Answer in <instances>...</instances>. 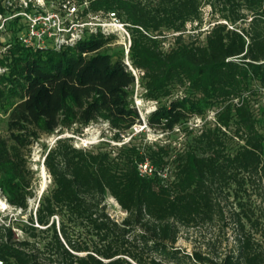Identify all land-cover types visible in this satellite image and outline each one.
<instances>
[{
  "label": "trees",
  "instance_id": "16d2710c",
  "mask_svg": "<svg viewBox=\"0 0 264 264\" xmlns=\"http://www.w3.org/2000/svg\"><path fill=\"white\" fill-rule=\"evenodd\" d=\"M9 1L0 0V192L28 223L0 224L4 264H264V209L252 200L264 201V117L254 102L264 91V0H75L88 2L84 16L115 11L132 25L137 75L101 30L61 50L23 45L26 23L9 18L17 10ZM204 5L216 19L204 39L186 36L189 23L201 28ZM137 82L158 103L146 119L134 104ZM192 117L202 124L183 127L179 148L138 141L140 132L90 148L57 138L43 160L52 187L28 211L29 154L44 135H81L103 120L123 141L136 124L169 132ZM147 161L155 169L141 174ZM108 195L126 213L121 221ZM215 223L234 227L233 251L216 258L175 247L181 228Z\"/></svg>",
  "mask_w": 264,
  "mask_h": 264
},
{
  "label": "rangeland",
  "instance_id": "374dc122",
  "mask_svg": "<svg viewBox=\"0 0 264 264\" xmlns=\"http://www.w3.org/2000/svg\"><path fill=\"white\" fill-rule=\"evenodd\" d=\"M203 24L201 28H196V23H189L186 28L185 35L189 34L194 35L198 31L201 32V39L205 37V31L213 24V21L216 19L217 14L212 16L211 7L209 5H204L203 8ZM1 35V33H0ZM173 33L170 32L168 34V40L166 41V48L169 47L171 40L173 38ZM2 42H5V37L2 36ZM113 49L118 48L117 46H111ZM143 88L140 83L137 82L135 91L133 94L134 104L139 109L142 117L146 119V116L156 108L158 103L156 101H152L146 99L144 96ZM177 96V95H176ZM255 107L259 109H263V117H264V91H260L255 95L254 98ZM261 112V110L259 111ZM214 110H210L207 113V119L209 121H213ZM202 124V119L200 117H192L190 121L187 122L186 125H179V127L175 128L173 131L165 132L160 129L149 128L144 123L142 125L136 124L133 128V131H130L123 139V141H117L114 137V132L108 126V123L103 120H99L91 123L87 128L84 129L83 134H73V130H65L64 133L56 132L51 135H44L38 142H35L32 145L30 154H29V166L30 169L35 173L33 178V189L36 192V196L29 198V210L35 208L38 205V201L43 192L52 187V178L46 170L43 160L44 155L46 153V146L53 145L54 141L61 136H74V144L77 147H86L90 148L92 146L98 147L104 144H121L123 142L129 141L131 136L134 134H138V141H149L154 142L156 140H165L166 142L172 143V146L179 148L186 141L184 137L183 127L188 126L189 128L194 127L195 129ZM0 134L6 135L5 124L2 120V116L0 115ZM232 145H236L234 141H232ZM110 147V146H107ZM252 200L256 203V206H260L264 209V201L260 199V197L254 195ZM0 224L7 222L9 223L10 219H13L14 222L21 220L23 223H28V213L21 215V210L10 205L6 200L4 195L0 192ZM2 201L4 203H2ZM107 209L112 217L121 221L126 213L121 209L117 201L111 197L107 196L106 201ZM16 237L24 238L26 235L22 232L20 228L15 225L13 229ZM176 248L182 249L185 252L192 253L195 250L202 251L204 253H209L213 257H223L225 254L233 251L236 247V232L232 225L228 227H224L222 223H215L211 225H206L200 228H181L179 239L175 245ZM163 264H174L170 261L163 260Z\"/></svg>",
  "mask_w": 264,
  "mask_h": 264
},
{
  "label": "built area",
  "instance_id": "2783aa9c",
  "mask_svg": "<svg viewBox=\"0 0 264 264\" xmlns=\"http://www.w3.org/2000/svg\"><path fill=\"white\" fill-rule=\"evenodd\" d=\"M9 4H16L17 7L9 18L21 17L26 23L19 31V41L23 45L61 50L73 47L87 34L101 30L114 37L108 45L117 46L122 50L123 60L137 75V70L133 68L130 60L132 25L123 20L117 12L100 11L97 15L84 16L83 11L88 2L79 5L75 0H65L59 4L48 0H10ZM6 20L7 18L0 14V30L5 28ZM4 70L0 66V72ZM154 169L155 167L148 161L140 164L141 174H151ZM0 264H4L1 258Z\"/></svg>",
  "mask_w": 264,
  "mask_h": 264
},
{
  "label": "bare ground",
  "instance_id": "6f19581e",
  "mask_svg": "<svg viewBox=\"0 0 264 264\" xmlns=\"http://www.w3.org/2000/svg\"><path fill=\"white\" fill-rule=\"evenodd\" d=\"M1 202V201H0ZM2 203H4L3 201H2Z\"/></svg>",
  "mask_w": 264,
  "mask_h": 264
}]
</instances>
